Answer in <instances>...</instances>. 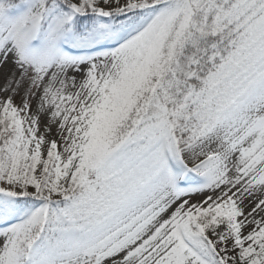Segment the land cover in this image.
I'll list each match as a JSON object with an SVG mask.
<instances>
[{"label": "snow or ice", "instance_id": "snow-or-ice-1", "mask_svg": "<svg viewBox=\"0 0 264 264\" xmlns=\"http://www.w3.org/2000/svg\"><path fill=\"white\" fill-rule=\"evenodd\" d=\"M0 264H264V0H0Z\"/></svg>", "mask_w": 264, "mask_h": 264}]
</instances>
